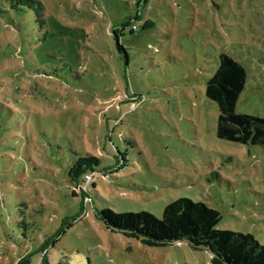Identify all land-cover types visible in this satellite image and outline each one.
Segmentation results:
<instances>
[{
  "label": "rangeland",
  "instance_id": "obj_1",
  "mask_svg": "<svg viewBox=\"0 0 264 264\" xmlns=\"http://www.w3.org/2000/svg\"><path fill=\"white\" fill-rule=\"evenodd\" d=\"M36 1L37 22L0 16V264H41L47 242L52 264H224L97 217L183 198L264 245V149L218 139L206 97L226 53L248 71L237 112L264 118V0ZM84 156L100 167L72 185Z\"/></svg>",
  "mask_w": 264,
  "mask_h": 264
},
{
  "label": "trees",
  "instance_id": "obj_2",
  "mask_svg": "<svg viewBox=\"0 0 264 264\" xmlns=\"http://www.w3.org/2000/svg\"><path fill=\"white\" fill-rule=\"evenodd\" d=\"M6 3L0 0V16L19 17L25 13L33 16L34 13L37 22L44 11L42 3L36 0H6ZM117 46L119 52L125 54L123 46L119 43ZM247 82L248 71L244 65L222 53L219 67L206 84V97L219 108L218 139L264 149V118L237 112V104ZM100 163L96 156L80 157L69 170L70 183L85 184L87 177L97 174ZM91 187L85 194L94 204V188ZM72 195L76 197L74 192ZM97 217L107 228L133 234L153 246L187 242L194 248L210 250L224 264H264V245L250 233L218 229L222 220L220 212L202 202L186 198L176 200L165 207L161 219L145 211L117 213L110 208L98 211ZM50 246L47 242L41 247V264H52L44 254ZM32 257L29 254L18 264H31ZM56 264L67 263L63 260Z\"/></svg>",
  "mask_w": 264,
  "mask_h": 264
},
{
  "label": "built area",
  "instance_id": "obj_3",
  "mask_svg": "<svg viewBox=\"0 0 264 264\" xmlns=\"http://www.w3.org/2000/svg\"><path fill=\"white\" fill-rule=\"evenodd\" d=\"M87 178H90V176H89V177H87Z\"/></svg>",
  "mask_w": 264,
  "mask_h": 264
}]
</instances>
